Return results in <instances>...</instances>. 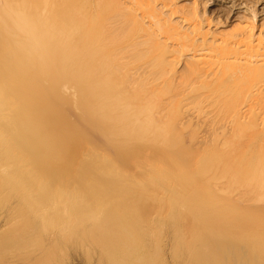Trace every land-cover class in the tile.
<instances>
[{
  "label": "bare ground",
  "instance_id": "bare-ground-1",
  "mask_svg": "<svg viewBox=\"0 0 264 264\" xmlns=\"http://www.w3.org/2000/svg\"><path fill=\"white\" fill-rule=\"evenodd\" d=\"M208 2L0 0V258L12 232L100 239L97 193L151 209L141 228L108 232L121 253L103 249L107 264H201L167 230L189 208L234 241L262 233L246 224H264V0ZM136 240L146 250L132 259ZM230 249L213 264H254Z\"/></svg>",
  "mask_w": 264,
  "mask_h": 264
},
{
  "label": "rangeland",
  "instance_id": "rangeland-1",
  "mask_svg": "<svg viewBox=\"0 0 264 264\" xmlns=\"http://www.w3.org/2000/svg\"><path fill=\"white\" fill-rule=\"evenodd\" d=\"M224 1L227 2L229 0H209L208 6L213 8L217 3ZM257 6L261 7L262 4H257ZM187 140V147L196 148L197 144L194 145L192 135H189V137L187 136ZM216 193L220 195L222 192L219 190L216 191ZM121 194L124 196L122 200L119 199ZM233 196H236V192H233ZM94 197H97L98 200L91 201V203L94 204L91 218L95 217L100 222L93 224L91 218L89 219V234H93L96 230L102 229L104 231L100 239H93L92 236L86 237L83 233L73 234L63 238L56 233L53 235V231L47 229V234L42 237L43 239L28 240L22 237H16L12 232V257L8 253H4L0 258V264H107V262L111 260V257L104 255L103 249L108 251V253H121L119 250L121 246L120 241L115 239V237L110 238L108 232L111 231L116 235L121 234L120 227H118L120 223L121 225L130 223L134 228H141V223L139 222L140 217L151 209L146 210L138 204H131L130 201L128 202L127 199L129 196L125 194V192H109L104 193V195L103 193H97ZM113 201H116L117 204L114 205ZM262 203L263 201L256 202L253 205L254 211L264 213ZM206 209L207 208H189L185 210L180 221H172L170 225L167 226L168 231L169 228L172 231L176 226L180 227L184 233V241L187 243V248L190 249V247L193 246L196 249L194 253L188 254L189 262L196 256L197 259L202 260L201 264H213L216 262L215 247L220 248L222 245L223 247L226 246L231 248L227 256L232 260L235 251L238 250V252H243L248 256L251 259V263L264 264L263 223L261 228H259V225L247 222L246 226L251 228L253 232L259 230V232L262 233L255 234V236L253 234L252 239L249 241H234L232 239V234L229 231L228 234H224L225 229L222 227L220 228L215 223L216 219L214 216L209 215ZM209 210V213L213 214L219 211L222 212L223 209L220 207V209L209 208ZM5 219L6 212L0 209V230L4 226ZM62 222L68 230L71 229V231L74 230V232L79 230L75 223H68L65 220H62ZM176 223L180 224L174 225ZM142 227L146 229V232L137 239H142L146 233L152 234L156 232L158 225L153 224L150 225V227ZM18 233L21 235V232ZM205 234L211 238L209 243L210 246L205 251L200 252V245L204 242L202 238ZM145 240H136V246L132 250H129V255L132 259L141 251L146 250L145 248L143 249V247H145ZM4 243H8V241L0 240V245ZM204 256L205 259L203 260ZM167 259H169V257H167Z\"/></svg>",
  "mask_w": 264,
  "mask_h": 264
}]
</instances>
